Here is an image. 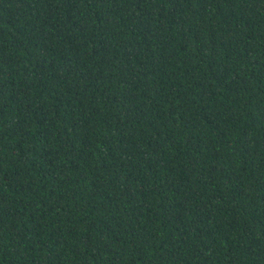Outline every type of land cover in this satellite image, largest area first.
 I'll return each instance as SVG.
<instances>
[{
    "label": "trees",
    "instance_id": "16d2710c",
    "mask_svg": "<svg viewBox=\"0 0 264 264\" xmlns=\"http://www.w3.org/2000/svg\"><path fill=\"white\" fill-rule=\"evenodd\" d=\"M0 264H264V0H0Z\"/></svg>",
    "mask_w": 264,
    "mask_h": 264
}]
</instances>
